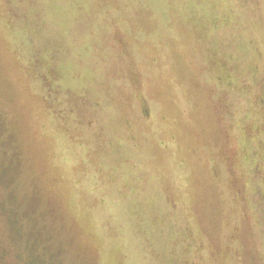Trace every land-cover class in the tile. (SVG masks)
Listing matches in <instances>:
<instances>
[{
    "label": "rangeland",
    "instance_id": "1",
    "mask_svg": "<svg viewBox=\"0 0 264 264\" xmlns=\"http://www.w3.org/2000/svg\"><path fill=\"white\" fill-rule=\"evenodd\" d=\"M0 264H264V0H0Z\"/></svg>",
    "mask_w": 264,
    "mask_h": 264
}]
</instances>
